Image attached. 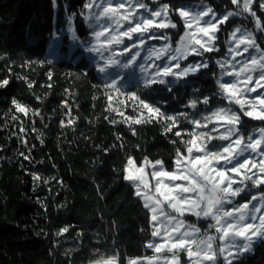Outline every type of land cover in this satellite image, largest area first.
I'll return each instance as SVG.
<instances>
[{
	"label": "snow or ice",
	"instance_id": "1",
	"mask_svg": "<svg viewBox=\"0 0 264 264\" xmlns=\"http://www.w3.org/2000/svg\"><path fill=\"white\" fill-rule=\"evenodd\" d=\"M51 3L54 11L59 9V0ZM262 13L264 0H229L224 11H218L206 0L195 6H173L161 0H151V4L148 0H84L78 14L68 13L65 6V28L59 31H66L73 43L94 58L95 72L102 81L92 85L96 90L93 100L102 96L104 111L122 119L110 115L103 118L113 126L123 124L134 137L139 135V127L134 125H159L161 134L175 146L171 168L163 159L144 156L137 161L128 154L122 169H114L132 187L133 195L146 210L151 239L145 241L144 247L154 253L128 258V264H184L181 253L187 255V264H243L244 259L254 254L256 245L264 244V123L248 125V120L264 122V36H257L264 34ZM77 15L89 29L85 38L78 35L75 27ZM176 16L179 20L174 19ZM181 24L183 31L173 44V33L169 30L179 32ZM226 25L232 26L230 30ZM221 33H226L223 44ZM50 35L59 39L58 31ZM213 53L220 54L215 59L218 71L213 72L216 88L209 95H200V89L193 88V95L181 105L192 112L169 113L163 108L167 100L153 103L141 95L143 90L154 91V85H163L172 93L176 85L188 84L189 77L211 70L213 57L206 54ZM189 57L195 59L189 61ZM0 61L5 62L7 69V75L0 78V89L7 88L15 77L33 90L36 81L25 73L44 65L49 66L44 72L48 83L41 87H53L55 73L51 60L24 59L16 65L7 53H0ZM15 66L22 71H14ZM115 67L139 72L137 90L125 91L121 87L123 76L120 80L108 78L109 69ZM65 75L87 78L89 73ZM64 91L68 95L61 101V108L67 109L64 115L69 118L67 122L61 119L60 127L75 131L79 117L72 115V106L76 101L73 98L69 102L70 88ZM31 94L42 102L34 90ZM214 98L219 102L212 106ZM201 104L204 111L198 107ZM127 108L134 114H126ZM36 117L44 128L48 127L40 108L15 96L11 98V107L0 116L4 121L0 130H9L10 138L15 137L26 149L18 150V155L30 163L42 162L33 156L35 145L29 144L26 126L31 125V132L43 145L44 133L36 127ZM10 121L19 122L18 130H11L17 125ZM185 123L191 124L192 129L183 128ZM168 133L178 139H172ZM115 135L123 149L122 136ZM136 148L140 150V145ZM103 150L108 152L106 148ZM26 174L32 177L36 203L47 211L46 198L38 195L39 190L47 186L51 193V183L55 181L62 186L63 181L43 177L38 172ZM189 216L207 222V228L189 221ZM70 227L65 225L54 235L64 236ZM147 231L141 229L142 233ZM36 234H44L43 229ZM76 235L82 237L83 233ZM58 244L55 241L54 247ZM71 251L75 249L66 250L65 256ZM95 254L99 258L90 259L89 264H123L118 251L100 253L96 249ZM69 264L75 261L70 260Z\"/></svg>",
	"mask_w": 264,
	"mask_h": 264
},
{
	"label": "trees",
	"instance_id": "2",
	"mask_svg": "<svg viewBox=\"0 0 264 264\" xmlns=\"http://www.w3.org/2000/svg\"><path fill=\"white\" fill-rule=\"evenodd\" d=\"M161 2L176 6L200 0ZM206 2L218 11H224L229 0ZM83 3L84 0H59V9L54 11L51 0H0V53H7L16 65L24 59L51 60V68L55 73L51 89L41 87L48 83L44 75L48 65L37 66L35 72L25 73L36 81L33 90L42 102H38L31 94L33 90H29L23 81L15 77L7 88L0 89V116L11 107V98L15 96L34 108H40L48 125L44 128L39 117L35 118L36 127L44 133L43 145L36 139V134L31 132V125H26L29 128V144L35 145L33 156L41 163L23 160L18 155V150L26 149L18 144L15 137L10 138L8 129L0 130V264H69L70 260H74L75 264H89L90 259L99 258V254H95L96 249H100V253L118 251L123 264H127L128 258L151 254L144 247L145 241L151 239L146 210L142 202L133 195L132 187L114 169H122L128 154L133 155L137 161H142L144 156L151 160L163 159L171 168L175 146L161 134L159 125H134L133 127H139V135L134 137L123 124L113 126L103 118L110 115L117 120L122 119L115 113L104 111L105 101L102 96L99 100H93L96 90L92 85L102 81L92 62L81 50L70 48L72 41L67 32L59 31L65 28V6L68 13L78 14ZM148 3L151 4V0ZM260 15L264 16V13ZM174 19L179 20V17ZM74 23L81 38L89 35V29L79 15ZM244 23L252 27L248 21ZM226 27L230 30L232 26ZM53 31H58L60 38L57 58L48 55V49L53 43L50 33ZM169 31L173 33L174 44L183 31L182 24L179 32ZM225 35L226 33L220 34L221 44ZM257 36L264 34L257 33ZM206 55L213 57L211 70H202L201 74L189 77L188 84L176 85L172 93L163 85H154V91L143 90L141 95L153 103L167 100L163 108L169 113L192 112L191 109L181 107L193 95L192 89L199 88L200 95H209L216 88L213 72L218 71L215 59L220 54ZM193 59L195 58H188L189 61ZM14 71L22 70L15 66ZM83 71L89 73L87 78L65 75ZM5 75V62L0 61V78ZM138 86L140 85H129L124 90L135 91ZM65 88L72 91L69 102L74 98L78 104V108L76 104L72 106V115L79 117L75 131L71 127H60V120L67 122L69 118L64 115L67 109L61 108V101L68 95ZM173 95L176 99L172 98ZM218 102L214 98L212 106ZM198 107L200 111L205 110L202 104ZM126 114L134 113L131 108H127ZM17 115L22 117V114ZM3 123L0 119V127ZM10 123L17 125L12 131L18 130V121ZM262 123L264 122L248 120L249 126ZM182 127L192 129L193 126L185 123ZM115 133L122 136L123 149L120 148V141L116 139ZM168 136L178 139L172 133H168ZM137 144L140 145V150H137ZM105 148L108 149L107 153L103 150ZM26 171L63 181L62 186L53 181L50 185L51 193L47 186L39 190L38 195L42 199L46 198L47 211L36 203L32 193V177ZM187 219L198 223L201 228H207L205 221H196L190 216ZM65 225L71 226L69 233L56 237L54 233ZM142 228L148 231L142 233ZM41 229L44 234L37 235L36 232ZM77 232L83 233L82 237H77ZM57 240L59 244L54 247ZM72 249L75 251L65 256V251ZM243 264H264V244L256 245L254 254L244 259Z\"/></svg>",
	"mask_w": 264,
	"mask_h": 264
},
{
	"label": "rangeland",
	"instance_id": "3",
	"mask_svg": "<svg viewBox=\"0 0 264 264\" xmlns=\"http://www.w3.org/2000/svg\"><path fill=\"white\" fill-rule=\"evenodd\" d=\"M198 3L199 2H183V3H180L179 5L195 6ZM59 39H53L52 46L48 49V55L50 57L57 58L59 56V48H58L59 44H60V40ZM149 43L158 45L160 42L159 41H150ZM70 48L71 49L79 48L81 50V52L83 53V55L85 57H87L93 64L94 58L89 56L88 54L84 53L83 49H81L77 44L72 42L71 45H70ZM142 55H143V53H142ZM121 76L124 77V79L121 81V87L123 89L126 88L129 85H137V84H139L140 74H139L138 71L137 72H131L129 70L122 69L120 67H115V68L109 69V74H108V78L109 79L115 78L117 80H120ZM253 95H255V94H253ZM192 218H194L196 220L195 217H192ZM201 221H203V220H201ZM206 224H207V222H206ZM149 250L151 251V254L149 256L154 255L152 250L151 249H149ZM181 256H182V259L184 261V264H187V262H188L187 255L185 253H181ZM127 264H128V262H127Z\"/></svg>",
	"mask_w": 264,
	"mask_h": 264
}]
</instances>
